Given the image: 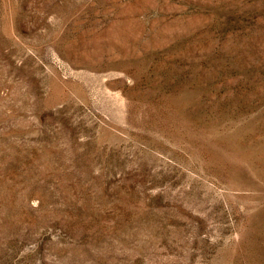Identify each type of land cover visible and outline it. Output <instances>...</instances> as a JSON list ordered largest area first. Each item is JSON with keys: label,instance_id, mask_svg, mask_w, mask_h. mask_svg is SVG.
Wrapping results in <instances>:
<instances>
[{"label": "rangeland", "instance_id": "rangeland-1", "mask_svg": "<svg viewBox=\"0 0 264 264\" xmlns=\"http://www.w3.org/2000/svg\"><path fill=\"white\" fill-rule=\"evenodd\" d=\"M0 264H264V0H0Z\"/></svg>", "mask_w": 264, "mask_h": 264}]
</instances>
